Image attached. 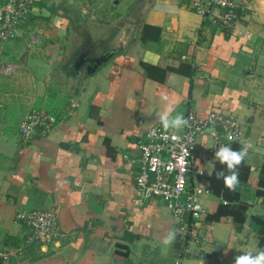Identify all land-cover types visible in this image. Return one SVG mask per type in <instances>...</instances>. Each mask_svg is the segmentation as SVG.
Here are the masks:
<instances>
[{
    "label": "crops",
    "instance_id": "1",
    "mask_svg": "<svg viewBox=\"0 0 264 264\" xmlns=\"http://www.w3.org/2000/svg\"><path fill=\"white\" fill-rule=\"evenodd\" d=\"M193 1L37 0L22 25L36 43L22 36L0 50V65L16 67L0 74V251L12 253L8 264H234L259 242L252 217L264 216L256 194L264 165V0H235L247 10L231 32L196 13ZM168 103L173 116L192 109L198 118L222 112L240 122L251 172L240 186L249 206L239 230L227 218L183 238L164 204L134 202L136 141L162 126L157 117ZM36 110L58 122L25 143L18 125ZM209 144L199 137L195 154L207 189L216 162L201 157ZM201 202L206 215L220 203L211 194ZM51 208L56 236L30 241V227L16 216ZM169 232L177 234L164 245Z\"/></svg>",
    "mask_w": 264,
    "mask_h": 264
},
{
    "label": "built area",
    "instance_id": "2",
    "mask_svg": "<svg viewBox=\"0 0 264 264\" xmlns=\"http://www.w3.org/2000/svg\"><path fill=\"white\" fill-rule=\"evenodd\" d=\"M36 1L0 0V50L5 43L22 36L36 43V37L22 29V25L30 20ZM191 8L226 32L233 31L239 13L247 10L245 5L235 0H195ZM15 68V65L5 63L0 65V74L10 76ZM185 118L189 125L178 133L172 130L166 133L162 126L154 125L136 141L134 202L142 204L156 200L164 204L178 219L181 236L189 238L209 227L203 222L206 209L201 198L211 193L200 185L201 173L195 163L197 139L206 137L210 140L201 157L215 160V152L220 145L241 143L244 134L238 119L222 112H211L205 118H198L189 109ZM57 122V117L51 113L36 110L24 117L18 131L21 139L28 143L35 136L47 137ZM173 135L177 138L173 139ZM16 218L30 227V241L50 242L59 231L56 208L19 213ZM11 259L12 253L0 251V264H8Z\"/></svg>",
    "mask_w": 264,
    "mask_h": 264
},
{
    "label": "clouds",
    "instance_id": "3",
    "mask_svg": "<svg viewBox=\"0 0 264 264\" xmlns=\"http://www.w3.org/2000/svg\"><path fill=\"white\" fill-rule=\"evenodd\" d=\"M164 100H168V97H163ZM174 105L168 103L165 106L163 112L158 114V120L162 125V128L167 133L172 130L174 133H178L183 128L189 125L188 119L184 117L182 113H177L172 115L174 112ZM177 137L173 135V139ZM249 146L247 144H241L238 150H234L229 145H220L215 152V160L221 165H225V169L215 170L213 168L211 171L207 168V173L209 176L213 175L215 172V177L217 180H222L223 185L229 191H234L236 185L239 182V166H241L248 155ZM199 163V161H197ZM205 168L200 167V173L205 172ZM176 232H169L163 239L164 245H170L176 236ZM259 242L256 241L247 251H242L241 255L234 257V264H264V247H259ZM231 248V247H229Z\"/></svg>",
    "mask_w": 264,
    "mask_h": 264
},
{
    "label": "trees",
    "instance_id": "4",
    "mask_svg": "<svg viewBox=\"0 0 264 264\" xmlns=\"http://www.w3.org/2000/svg\"><path fill=\"white\" fill-rule=\"evenodd\" d=\"M240 14V13H239ZM230 146L234 150H238L240 147L239 143H231ZM225 165H221L218 161L215 162V170L225 169ZM239 182L235 187L234 191H229L224 187L222 180H217L215 177V172L209 178V186L208 189L211 195L217 199H219L220 203L218 205L217 210L212 214H207L203 218V222L205 224H215L219 223L223 219L231 218L233 224L235 225L236 230H239L240 227L244 224L246 219V211L248 209V204L241 201L240 198V186L243 184H247L249 180V174L251 172V168L247 163L243 162L241 166H239ZM258 187L259 189L256 191V194L259 197L264 199V165L261 166L259 170V179H258ZM253 224L256 228L258 237H259V245H264V216H255L252 217ZM116 256L125 258L127 256L126 253H120L117 251L115 253Z\"/></svg>",
    "mask_w": 264,
    "mask_h": 264
},
{
    "label": "water",
    "instance_id": "5",
    "mask_svg": "<svg viewBox=\"0 0 264 264\" xmlns=\"http://www.w3.org/2000/svg\"><path fill=\"white\" fill-rule=\"evenodd\" d=\"M105 62V59H101L100 61L99 60H97V61H95L94 63H95V67L97 68L98 66H100L102 63H104ZM90 63H92L91 61H90Z\"/></svg>",
    "mask_w": 264,
    "mask_h": 264
}]
</instances>
